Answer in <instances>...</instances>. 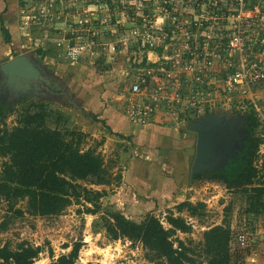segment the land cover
<instances>
[{
	"label": "rangeland",
	"instance_id": "rangeland-1",
	"mask_svg": "<svg viewBox=\"0 0 264 264\" xmlns=\"http://www.w3.org/2000/svg\"><path fill=\"white\" fill-rule=\"evenodd\" d=\"M129 3L135 2L130 0ZM185 3L175 2V6L184 7ZM150 4V11L160 15L159 8L164 9L160 0ZM119 5L114 0H0V64L17 55H27L38 65L42 74L49 78L54 93L41 99L42 103L67 117L68 122L62 128L82 132L84 137L80 149H92L101 156L108 181V184L77 181L89 190L103 193L96 202L99 206L96 213L86 212L93 205L81 201L72 202L60 215L53 217L39 218L24 214L21 218H12L5 229L0 228V247L9 243L13 249L22 241L39 247L40 252L33 264H49L59 255L67 254L76 242H80L76 264H162L159 261L150 262L146 250L139 243L126 239L109 240L99 218L107 211L120 212L136 222L151 215L167 228L165 217L172 213L173 216L183 217L191 225L189 233L177 232L173 239L178 238L193 248L195 259L204 261V256L198 253L203 232L226 220L234 236L242 231L250 234L246 245L248 253L242 264H264V214L246 218L245 194L226 189L218 180L192 177L190 167L196 136L186 129L196 119L216 112L242 116L244 101L262 107L264 87H245L243 93L226 98L215 95L213 90L212 96L205 95L211 91L207 83L208 75L212 73L213 77L210 78L217 80L223 67H226L222 59L216 60L214 65L208 67V72L198 76V87L208 90L203 93V99H198L208 111L205 114L206 110H192L184 98L189 94L185 86L193 87V82L185 83L186 79L190 81V72L185 73L184 68H174L179 85L172 80L173 83L158 81L168 95H162L153 104L156 105L155 110L144 122L132 121L127 113L129 105L153 103L149 98L153 84L148 88L149 82L144 88L145 96H135L129 92L134 78H140L138 75L141 74L148 78L150 75L162 78L160 58H166L165 63L171 65L169 59H172L173 53L169 55L171 48L168 43L182 48L180 40L183 34L180 31L172 33L167 41L165 36L160 38L158 45L165 41L161 46V57L154 51H144L138 47L129 51L127 46L136 45L137 42H127L123 33H106L114 31L113 23L116 21H122L129 28L133 25L128 22H133L130 19L131 11H118ZM135 10L133 7L132 12L136 13ZM181 14L184 19L187 14V22L191 20L186 11ZM166 18H156L151 28H167L166 32L169 33L172 26L176 28L177 24H171L172 20ZM2 29L8 33V42ZM225 29L229 30L228 24ZM117 40H125L126 44L117 45L114 51L109 44L117 43ZM144 52L147 61L156 64V67L143 70L136 66L141 63ZM243 57L242 53H237L233 60ZM199 69L195 68V72ZM177 92L182 99L176 105L183 114L181 117L165 107ZM22 105L14 106V110L0 122V128L11 129L16 125ZM5 161L7 157H0V171ZM185 200L192 204H205L203 215L190 217L185 211L178 213L176 205ZM25 207L26 199L15 205L21 210ZM7 208V202L1 201L0 224L11 216ZM227 209L229 212L225 213Z\"/></svg>",
	"mask_w": 264,
	"mask_h": 264
},
{
	"label": "trees",
	"instance_id": "trees-1",
	"mask_svg": "<svg viewBox=\"0 0 264 264\" xmlns=\"http://www.w3.org/2000/svg\"><path fill=\"white\" fill-rule=\"evenodd\" d=\"M213 11L216 10L213 9ZM146 15H148L147 12L138 14L133 22L129 21L133 24L130 28L123 25L117 28L115 33L128 36L130 29L137 26L149 27V24H142V19ZM2 30L8 42L7 31ZM164 30L167 31V28ZM106 33L111 35L113 32L109 30ZM132 42L137 44L128 45L129 51L138 47L144 51H154L158 56H162L163 49L160 46L152 47L148 43L143 44L139 40L130 39L129 43ZM198 45L201 49V44ZM172 53L170 49L169 55ZM190 57L185 55L183 59L187 61ZM160 61H162L160 67L166 71L169 70L170 63H165L162 57ZM136 66L148 70L156 67V64L148 62L144 52L141 63ZM146 81L147 83L150 81L148 77ZM208 87L212 89L211 85ZM191 89L203 92L207 90L206 87L199 88L197 81L193 82ZM243 104L245 105L242 112L245 136L241 146L232 158L228 157L225 160L222 168L210 171L206 178L222 181L226 189L245 194L246 218H255L264 214V172L263 169L255 167L258 147L264 139V122L258 118L251 102L244 101ZM1 107L0 105V122L4 118ZM205 110V114H208L206 108ZM181 116H183L182 113L178 114V117ZM16 122L11 129L0 128V157H7L0 171V202L6 201L7 211L11 212L10 218L4 220L0 228L5 229L11 222L10 219L21 218L24 214L39 218L60 215L72 202L90 203L93 208L86 209V212L96 213L99 210L96 202L103 193L89 190L77 181L93 184H108V181L105 178L106 172L101 156L95 154L92 149L85 151L80 149L84 137L82 132L62 128L68 122L67 117L59 111L47 108L41 102L23 103L21 110L18 111ZM49 124L54 127L51 128ZM114 135L121 137L119 134ZM203 176L195 174L193 177L201 179ZM24 199H26L25 209L15 208V205ZM204 209L205 204L202 202L192 204L185 200L176 205L178 213L185 211L190 217L202 216ZM227 211L229 212L227 209L225 213H228ZM99 221L109 240L126 239L132 243H139L146 250L150 262L242 264L243 258L248 253L246 247L241 248L236 243L235 236L226 220L203 232V241L198 253L204 256V261L195 259L196 252L182 240L173 239L177 232L191 231V225L181 216L168 213L165 217L167 228L154 216L147 215L143 221L136 222L117 211H107L99 218ZM79 249L80 242H76L67 254L59 255L49 264H76ZM39 252V247H34L26 241L18 243L13 249L10 248L9 243H5L0 247V264H33Z\"/></svg>",
	"mask_w": 264,
	"mask_h": 264
},
{
	"label": "built area",
	"instance_id": "built-area-1",
	"mask_svg": "<svg viewBox=\"0 0 264 264\" xmlns=\"http://www.w3.org/2000/svg\"><path fill=\"white\" fill-rule=\"evenodd\" d=\"M114 1L120 4L117 8L118 11H131L132 18L130 19H133V21L142 12H147L148 14L145 17L143 16L142 24H149V27L137 26L134 29H130L128 36H126L127 42L130 39H136L143 44L148 43L152 47H161L165 41L171 39L168 35L179 31L183 34L180 40L181 44H183L182 48L178 46L173 47L172 45L175 43H168L169 48L173 50L172 59H169L171 60L169 70L166 71L161 68L163 70V75L161 74L162 78L149 74L150 81L148 88H151L153 84V89L149 95V98L153 101L152 105H129L127 113L132 121L144 122L155 110L156 105L153 104H156L162 95H168L158 81L170 83L174 81L179 85L180 80L176 77L174 68H184L185 73L186 71L190 72V81L186 79L185 83L198 82V76L208 72V67L214 65L216 60L222 59L226 67H223L219 79L212 80L210 78L212 77V73L211 76L208 75L209 78L206 75L208 78L207 83L212 86L211 91L205 94L209 97L212 96V90L215 95H222L226 98L234 96L237 93H243L250 86L257 85L262 88L264 87V0H160L161 8L164 7L162 10L157 6L160 15H155V12L150 11L151 9L149 8L151 2L156 3L158 0H132L135 3H129L130 0H126V2H123L124 0ZM175 2L186 3L184 7L176 8ZM133 7L136 9V13L132 12ZM213 9L216 11L214 12ZM184 11L189 13V18L193 20L192 22L191 20L187 22V14L184 19L181 14ZM166 16L172 20V22L169 21L171 24H177L176 28L172 26L173 29L169 33L160 28H151L153 20L156 18L164 19ZM180 19L183 20L180 21ZM113 24L115 28L113 33L118 27L124 25L122 21H116ZM227 24L229 30L226 31L225 26ZM210 27L214 29L208 30ZM164 36L165 41H162L158 45L157 43L160 42V38ZM126 41L117 40V43L109 44V47L115 51L117 45H125ZM198 44H201V49ZM168 45L164 46L167 47ZM237 53H242L244 57L241 60H233L234 55ZM185 55L191 56L187 62L183 59ZM216 57L217 59H215ZM185 63L186 65L183 67ZM197 67H200V69L195 72V68ZM141 75H138L140 78L135 77L133 84L129 87V92L132 95L141 94L145 96L144 88L147 86L146 78L148 76ZM190 87L185 86L189 90V94L184 97L187 99V104L196 112L198 110H205L202 102L198 101V99L204 98V92L199 90L194 91ZM177 93L171 99V102L168 100V107L165 106L169 112L175 115L182 113L177 110L178 106L176 105L182 100L179 93ZM262 97L264 101V93ZM252 105L258 118L264 122V104L262 107H258L255 103H252ZM186 108H188V105ZM260 114H262V117H259ZM258 148L255 167L263 169L264 172V139ZM249 238L250 234L246 231L235 235V241L241 248L246 247Z\"/></svg>",
	"mask_w": 264,
	"mask_h": 264
},
{
	"label": "water",
	"instance_id": "water-1",
	"mask_svg": "<svg viewBox=\"0 0 264 264\" xmlns=\"http://www.w3.org/2000/svg\"><path fill=\"white\" fill-rule=\"evenodd\" d=\"M39 70L30 57L17 55L0 64V85H4L0 89L12 94L15 100L19 97L30 98L29 91L35 89L36 85L29 81L38 79ZM186 129L196 136L190 167L192 177L222 168L225 160L232 158L240 148L245 136L243 115L231 116L224 111L202 116L186 126ZM219 183L224 186L222 181Z\"/></svg>",
	"mask_w": 264,
	"mask_h": 264
},
{
	"label": "flooded vegetation",
	"instance_id": "flooded-vegetation-1",
	"mask_svg": "<svg viewBox=\"0 0 264 264\" xmlns=\"http://www.w3.org/2000/svg\"><path fill=\"white\" fill-rule=\"evenodd\" d=\"M1 81H2V79L0 78V82ZM29 83L32 85H36L35 89L29 91L30 98L19 97L18 99L15 100L13 98L12 94H8V92L2 88L0 89V105L2 106L1 111H2V114L4 115V118L11 111L14 110V106H16V105L23 104V103L29 104V102H31V103L41 102L42 103L43 100L41 101V99L47 98L46 97L47 95H54V93L51 90L52 84L49 82V78L46 77L45 75H43L41 70H39L38 79L35 81L30 80ZM0 86L3 87L4 85L2 84ZM32 97L34 99H32ZM209 173H210V171H207L203 177L206 178V176H208ZM214 180H217V179H214Z\"/></svg>",
	"mask_w": 264,
	"mask_h": 264
},
{
	"label": "crops",
	"instance_id": "crops-1",
	"mask_svg": "<svg viewBox=\"0 0 264 264\" xmlns=\"http://www.w3.org/2000/svg\"><path fill=\"white\" fill-rule=\"evenodd\" d=\"M169 156V155H168ZM262 237H264V236H262ZM253 254H254V252H252Z\"/></svg>",
	"mask_w": 264,
	"mask_h": 264
}]
</instances>
